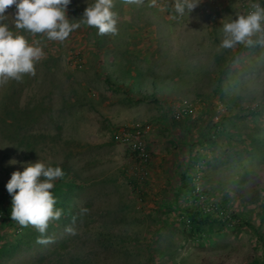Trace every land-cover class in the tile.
I'll return each mask as SVG.
<instances>
[{"label": "rangeland", "instance_id": "374dc122", "mask_svg": "<svg viewBox=\"0 0 264 264\" xmlns=\"http://www.w3.org/2000/svg\"><path fill=\"white\" fill-rule=\"evenodd\" d=\"M113 2L116 35L20 30L44 55L0 86V264H264V45L219 47L264 0L183 15L175 0ZM92 3L71 0L69 21ZM138 130L144 163L125 140ZM37 161L65 173L46 244L11 219L6 189Z\"/></svg>", "mask_w": 264, "mask_h": 264}, {"label": "clouds", "instance_id": "9594fccd", "mask_svg": "<svg viewBox=\"0 0 264 264\" xmlns=\"http://www.w3.org/2000/svg\"><path fill=\"white\" fill-rule=\"evenodd\" d=\"M70 3L71 0H0V86L10 81L20 82L25 75L34 76L35 65L44 55L42 48L30 44L20 30L58 42H64L82 25L96 28L100 36L118 33L117 14L112 11L115 7L113 0H94L75 23L67 16ZM122 3L140 5L143 0H122ZM198 5L199 0H175L174 8L178 15H183ZM13 6L16 9L12 18L16 31L5 22L9 18L7 10ZM151 6H155V0ZM251 8L253 10L247 15L223 24L220 48L232 49L238 44L248 47L257 43L264 45V7L253 3ZM253 37L257 39L253 40ZM64 175L61 167L37 161L28 163L22 172H13L6 184L12 197L11 219L21 227L34 228L40 234L37 243L51 242L52 238L46 236L49 225L59 221L64 214L62 208L56 207L57 201L51 191Z\"/></svg>", "mask_w": 264, "mask_h": 264}, {"label": "built area", "instance_id": "2783aa9c", "mask_svg": "<svg viewBox=\"0 0 264 264\" xmlns=\"http://www.w3.org/2000/svg\"><path fill=\"white\" fill-rule=\"evenodd\" d=\"M210 3L214 9H219L226 4V0H210ZM252 10L253 9L250 7V11ZM186 106H187L186 103H183L182 105L178 106L179 107L178 109H181L182 112H186ZM141 134H142L141 130H138L134 132L132 137L126 136L125 140L133 139L131 143L133 147V151L136 152L140 161L144 163V162H148L151 159V152L148 149L147 144L142 139L143 135Z\"/></svg>", "mask_w": 264, "mask_h": 264}, {"label": "trees", "instance_id": "16d2710c", "mask_svg": "<svg viewBox=\"0 0 264 264\" xmlns=\"http://www.w3.org/2000/svg\"><path fill=\"white\" fill-rule=\"evenodd\" d=\"M11 215V214H10Z\"/></svg>", "mask_w": 264, "mask_h": 264}]
</instances>
